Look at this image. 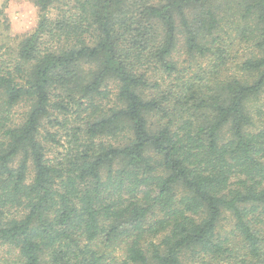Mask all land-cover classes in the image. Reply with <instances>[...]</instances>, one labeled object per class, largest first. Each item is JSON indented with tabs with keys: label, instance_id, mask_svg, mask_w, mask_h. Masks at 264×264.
Wrapping results in <instances>:
<instances>
[{
	"label": "trees",
	"instance_id": "16d2710c",
	"mask_svg": "<svg viewBox=\"0 0 264 264\" xmlns=\"http://www.w3.org/2000/svg\"><path fill=\"white\" fill-rule=\"evenodd\" d=\"M31 1L0 45V264H264V0Z\"/></svg>",
	"mask_w": 264,
	"mask_h": 264
},
{
	"label": "rangeland",
	"instance_id": "374dc122",
	"mask_svg": "<svg viewBox=\"0 0 264 264\" xmlns=\"http://www.w3.org/2000/svg\"><path fill=\"white\" fill-rule=\"evenodd\" d=\"M56 12L57 10L54 9L49 14L53 16ZM37 21L38 11L31 0H0V45L15 47L19 40L35 29ZM174 59L179 68L191 64L192 71L197 70L196 67L198 65L203 67L206 61L198 57H188L181 48V45L178 48V52L175 53ZM256 106V110L259 109V111L262 112V116L260 114H258V116L264 117V102L260 101ZM24 109V106L15 108L14 112L16 117L21 115ZM254 111L255 110H253V112ZM255 116H257L256 112ZM49 146L51 148V153L55 155L58 148L51 145ZM222 224L225 227L229 226V218L225 217ZM6 252V248H0V257L5 256Z\"/></svg>",
	"mask_w": 264,
	"mask_h": 264
}]
</instances>
